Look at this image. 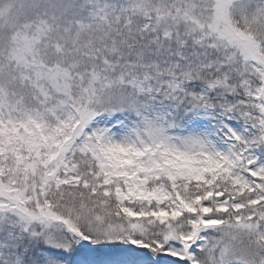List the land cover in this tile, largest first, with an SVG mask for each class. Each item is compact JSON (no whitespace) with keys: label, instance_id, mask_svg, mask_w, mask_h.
I'll use <instances>...</instances> for the list:
<instances>
[{"label":"snow or ice","instance_id":"snow-or-ice-1","mask_svg":"<svg viewBox=\"0 0 264 264\" xmlns=\"http://www.w3.org/2000/svg\"><path fill=\"white\" fill-rule=\"evenodd\" d=\"M0 264H264V0H0Z\"/></svg>","mask_w":264,"mask_h":264}]
</instances>
